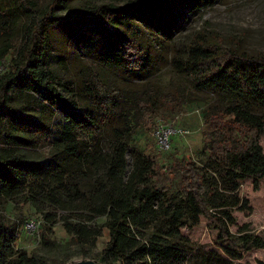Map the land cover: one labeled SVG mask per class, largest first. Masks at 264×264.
<instances>
[{
    "label": "trees",
    "instance_id": "trees-1",
    "mask_svg": "<svg viewBox=\"0 0 264 264\" xmlns=\"http://www.w3.org/2000/svg\"><path fill=\"white\" fill-rule=\"evenodd\" d=\"M7 2L11 4L8 8L0 6V28L13 20L11 7L24 13L28 22L22 32L24 46L13 60L12 70L0 75V112L6 116L0 139L6 138L3 141L8 144L24 142L27 147L39 146L48 136L51 139L41 161L0 155V200L25 193L26 201L39 211L53 208L44 214L46 222L62 224L78 248L95 243L101 232L96 221L105 218L110 239L99 254L102 264H177L183 249L172 239L180 238L181 219L197 220L199 216L207 218L216 230L220 250L202 255L201 264H232L243 250L264 251V239L247 235L240 244L229 230L234 222L230 208L239 203L236 192L240 181L251 178L257 184L264 178V153L259 143L264 131V113L259 112L264 109V58L200 41L187 60L173 58L172 68L179 77L198 93L211 95L204 100L202 153L207 152L211 172V177L205 178L191 160L176 157L172 165H159L129 144L133 130L161 97L190 103L196 99L192 92L178 89L162 96L151 85L124 89L87 71L80 91L66 82L64 96L56 87L54 74L45 67L52 26L70 28L74 13L100 22L114 39L119 60L127 68L141 70L146 58L141 33L134 27L115 29L110 22L150 8L157 0L70 9L65 15L55 13L58 4L53 3L42 16L36 14L31 0ZM192 2L201 6L202 1ZM17 90L26 91L44 117L57 120L62 114L57 128L50 129L12 106ZM82 97L87 100L83 107L79 104ZM114 121L117 125L110 126ZM127 154L133 158L129 172ZM175 176L180 194L172 195L171 185L164 181ZM136 228L151 232L144 237ZM15 230L16 224L0 220V264L69 261L68 254L54 260L50 253L59 249L49 241L33 253L16 248Z\"/></svg>",
    "mask_w": 264,
    "mask_h": 264
},
{
    "label": "rangeland",
    "instance_id": "rangeland-1",
    "mask_svg": "<svg viewBox=\"0 0 264 264\" xmlns=\"http://www.w3.org/2000/svg\"><path fill=\"white\" fill-rule=\"evenodd\" d=\"M31 1L35 5L36 14L42 16L53 3L58 4L54 12L65 15L70 9H90L101 4L122 6L132 0ZM200 1L201 6L192 0H157L150 8L110 22V26L115 29L127 30L134 27L141 33L146 58L144 67L139 71L127 68L119 60L114 39L100 22L87 15L74 13H71L70 28L52 26L45 67L54 74L56 87L64 96H67L66 82H71L77 91H80L84 73L87 71L96 73L103 82H115L124 89H143L151 85L159 90L162 96L174 93L178 89L192 92L196 99L190 103H173L161 97L154 104L153 111L146 114L141 124L133 130L129 144L159 165H172L176 157L191 160L199 167L205 178H210L207 152L202 153L204 145L202 129L207 107L204 100H209L211 95L207 92L198 93L189 81L179 77L172 68V61L176 56L187 60L193 46L199 41L264 58V0ZM9 5L11 4L7 0H0L1 7L8 8ZM10 9L13 20L7 27L0 28V75L12 70L13 60L24 46L22 32L28 22V17L16 7ZM79 104L83 107L87 105V100L82 97ZM11 105L33 119L49 125L50 129H54L55 125L57 128L61 118L63 119L62 114L57 120L44 117L33 98L23 90L15 91ZM259 112L264 113V109ZM5 121V114H0V128L1 126L4 128ZM159 123H173L187 132L182 136L172 135L170 150L160 151L153 135L154 128ZM116 125L117 121H114L110 126ZM50 139L48 136L41 140L39 146L27 147L24 142L8 144L3 141L7 139L2 138L0 155L4 157L19 155L29 161H41L50 148ZM240 140L243 141L244 138ZM259 143L264 153V131L260 134ZM132 161L131 154H127L128 172L131 170ZM164 182L171 185L172 195L180 194L177 176ZM202 191H206V184ZM236 194L239 203L230 208L234 222L229 224V230L233 237L240 244L247 235L264 239V178L257 184L251 178L241 180ZM26 199V194L21 193L12 199L0 200V220L16 224L14 233L16 248L33 253L49 241L58 246L59 251L52 249L50 253L56 261L67 254L70 255L69 261L80 259L100 261V251L110 239L105 218L96 221L101 232L95 243L89 247L86 245L78 248L71 243V236L62 224L56 223L51 226L46 222L44 214L51 212L53 208L39 211ZM29 219H34L38 224L33 232L26 233L23 230L24 222ZM135 230L144 237L151 232L150 229L143 228ZM179 231L180 238L172 239L183 249L182 258L177 264H201L202 255L220 252L216 230L207 218L203 216H199L197 220L182 218ZM63 246L66 248L63 249ZM210 264H213L212 261ZM232 264H264V251L243 250L238 259L232 260Z\"/></svg>",
    "mask_w": 264,
    "mask_h": 264
},
{
    "label": "built area",
    "instance_id": "built-area-1",
    "mask_svg": "<svg viewBox=\"0 0 264 264\" xmlns=\"http://www.w3.org/2000/svg\"><path fill=\"white\" fill-rule=\"evenodd\" d=\"M186 132H187L186 130H184L181 127L175 126L173 123H165V124L159 123L154 128L153 135L155 137L157 148L160 151H168L171 148V136L172 135L182 136ZM37 224L38 223H36L34 219H29L24 223L23 230L26 233H31L35 230Z\"/></svg>",
    "mask_w": 264,
    "mask_h": 264
},
{
    "label": "water",
    "instance_id": "water-1",
    "mask_svg": "<svg viewBox=\"0 0 264 264\" xmlns=\"http://www.w3.org/2000/svg\"><path fill=\"white\" fill-rule=\"evenodd\" d=\"M65 264H102V263L95 261L93 259H80L75 261H68Z\"/></svg>",
    "mask_w": 264,
    "mask_h": 264
}]
</instances>
